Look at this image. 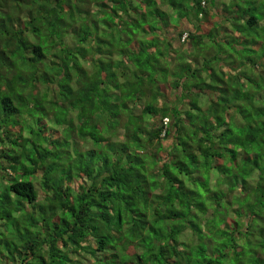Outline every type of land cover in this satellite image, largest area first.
Masks as SVG:
<instances>
[{
	"label": "trees",
	"instance_id": "16d2710c",
	"mask_svg": "<svg viewBox=\"0 0 264 264\" xmlns=\"http://www.w3.org/2000/svg\"><path fill=\"white\" fill-rule=\"evenodd\" d=\"M186 1L0 0V264H264V0Z\"/></svg>",
	"mask_w": 264,
	"mask_h": 264
},
{
	"label": "rangeland",
	"instance_id": "374dc122",
	"mask_svg": "<svg viewBox=\"0 0 264 264\" xmlns=\"http://www.w3.org/2000/svg\"><path fill=\"white\" fill-rule=\"evenodd\" d=\"M147 2H150L151 4H154V2H155V0H146ZM189 0H187L186 2H185V5H187V2H188ZM211 2H217V0H211ZM218 2L219 3H221L222 2V0H218ZM224 2V1H223ZM231 1H229V3H228V1H225L224 2V5L222 6V8H223V10L225 9V8H227V5L229 4V11H230V9H233L234 7L232 6L233 5V2H231ZM139 10H141V8L138 6L137 7ZM170 13H172V12H170ZM176 17V15H171L170 16V19H169V21H170V23L171 24H177V25H179V20L177 19V18H175ZM191 19H192V21L194 20L195 21V19H193V17L191 16ZM135 24H140L141 26H146V25H149V23L148 24H146V21H137V22H135ZM202 101H205V98H202ZM139 106V105H138ZM183 108V107H182ZM164 144H166V145H169L170 144V140H166V141H164ZM41 195V194H40Z\"/></svg>",
	"mask_w": 264,
	"mask_h": 264
},
{
	"label": "clouds",
	"instance_id": "9594fccd",
	"mask_svg": "<svg viewBox=\"0 0 264 264\" xmlns=\"http://www.w3.org/2000/svg\"><path fill=\"white\" fill-rule=\"evenodd\" d=\"M226 1V0H222V2L221 3H219L218 2V0H217V4H219V5H221V6H223V4H224V2ZM205 2H207V0H202V3H205ZM185 37V36H184ZM165 125L166 124H168L169 123V119L167 118V117H165L164 119H163V121H162Z\"/></svg>",
	"mask_w": 264,
	"mask_h": 264
}]
</instances>
